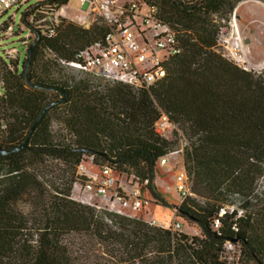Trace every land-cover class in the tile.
I'll return each mask as SVG.
<instances>
[{"label":"trees","instance_id":"obj_1","mask_svg":"<svg viewBox=\"0 0 264 264\" xmlns=\"http://www.w3.org/2000/svg\"><path fill=\"white\" fill-rule=\"evenodd\" d=\"M68 1L44 2L27 20L37 9L55 13ZM142 1L159 8L183 47L150 88L95 83L88 74L76 79L64 72L59 60H74L80 50L102 41L108 24L86 29L61 19L55 35L41 34L27 77V53L23 66L13 62V70L1 59L4 148L23 143L44 107L61 97L49 87L64 90L66 100L45 112L28 146L0 153V264H225L220 258L228 239L242 242L247 261L264 264V194L257 193L264 176V69H245L218 51L221 21L229 20L241 0ZM160 109L189 141L184 164L192 191L205 202L188 197L180 212L198 226L200 236L97 213L69 198L78 162L95 154L97 161L149 177L153 196L167 205L155 185L156 168L177 139L156 130ZM53 112L61 124L58 139L50 129ZM231 195L243 198L246 211L238 218V232L232 229L234 212L221 219L218 233L213 219L233 202ZM75 235L93 236L106 255L90 261L81 247L84 253L75 255L70 242Z\"/></svg>","mask_w":264,"mask_h":264},{"label":"built area","instance_id":"obj_2","mask_svg":"<svg viewBox=\"0 0 264 264\" xmlns=\"http://www.w3.org/2000/svg\"><path fill=\"white\" fill-rule=\"evenodd\" d=\"M26 1L0 0V18L8 10ZM39 1L45 0H37ZM81 1L84 6L96 7L110 30L102 41L80 50L74 60H59L61 66L65 68L64 72L69 75L75 74L76 79L81 78L82 74L101 75L104 77L102 83L120 82L134 89L150 88L166 75V63L171 57L180 54L183 50L177 31L160 17L159 8L156 5H149L142 0H126L124 3L118 0ZM40 13H47V11L37 9L30 18L31 24L41 34L55 35L58 19L52 18L57 13H51L52 21L49 23H43L42 20L46 18L38 19ZM5 24H7L6 30H2ZM14 29L11 17L0 25V33L13 35ZM34 38L35 34L31 30L23 37L22 43L26 47V53ZM48 55L52 56V53L49 52ZM1 59L5 60L12 70L15 68L13 62H16L17 67L23 66L21 53L16 49L4 50V54L0 55V95L4 91ZM54 75L57 76V74ZM155 128L169 137L167 132H172L176 125L171 121L169 114L160 109ZM187 144L188 140L185 138L183 147ZM182 150L174 149L162 156L158 160V167L169 166L171 158L176 159ZM174 183L182 199L192 195L193 182L184 163L175 172ZM150 185L149 177H143L133 171L121 170L110 160L99 163L95 154H84L76 166L69 198L93 208L97 213L105 212L141 219L150 225L166 229L173 227L179 233L182 230L180 221L174 220L170 225H159L155 219L145 217V208L150 202L146 195H151L156 200ZM245 211L239 201L222 206L213 219L212 228L219 233L221 219L228 213L237 212L233 217L232 229L238 232V218L243 216ZM224 245L228 253V261L225 264H239L243 256L242 242L238 239H228Z\"/></svg>","mask_w":264,"mask_h":264},{"label":"rangeland","instance_id":"obj_3","mask_svg":"<svg viewBox=\"0 0 264 264\" xmlns=\"http://www.w3.org/2000/svg\"><path fill=\"white\" fill-rule=\"evenodd\" d=\"M126 0H118V2H125ZM37 0H27L19 6H15L8 10L7 13L0 18V25L11 17L15 31L14 35L2 32L0 33V55L4 54V50L16 49L21 53V62L24 61L26 55V47L22 43L23 37L30 32L25 24L21 21L22 14L30 6L34 5ZM47 9V8H44ZM56 13L52 19H61L75 23L76 25L89 29L95 25L107 24L102 15L98 13L96 7L84 6L81 0H69L64 6V12H61V7L56 9ZM50 13L40 14L38 19L46 18L43 21L51 22ZM83 17V18H81ZM219 22L220 17L215 16ZM28 21L31 23L30 18ZM10 24V23H9ZM220 33L218 37V51L221 52L227 59L233 63L245 68L261 71L264 69V0H241L237 3L233 13L230 15L229 20H222ZM7 26V25H6ZM6 26L2 30H6ZM73 74V73H72ZM75 75V74H73ZM93 79L94 82H104V77L101 75H86ZM52 120L50 129L59 138L61 124L57 118V113H52ZM169 137L177 139L175 150L183 149L177 158H171L169 166L157 167L155 185L157 190L163 195L167 205L156 201L151 195H146L150 202L146 205L145 217L155 219L159 225H170L172 221H180L182 223V230L179 233H186L190 236H200L201 230L198 226L186 220L181 216L180 206L186 199H182L180 194L175 188L174 174L182 163H185V154L188 144L183 147L185 143V136L182 131L174 128L172 132H167ZM98 162H106L104 159H98ZM63 167H66L64 165ZM173 167V168H172ZM172 168V169H171ZM157 180V181H156ZM263 192L264 194V176H262L257 185V193ZM195 198L198 202H205L200 196L192 191L189 196ZM262 197V193L260 195ZM188 199V198H187ZM230 200L234 202L242 201L243 198L238 195H231ZM230 204V203H228ZM173 232H177L171 227ZM72 243V252L83 254L86 252L90 261L97 255H106L104 247L100 242L90 235H75L70 239ZM84 248V252L78 248ZM224 252L221 253L220 258L224 263L227 260L228 253H226L225 245L223 246ZM81 257V256H80ZM89 262V261H88ZM239 264H255L252 261L242 256Z\"/></svg>","mask_w":264,"mask_h":264},{"label":"water","instance_id":"obj_4","mask_svg":"<svg viewBox=\"0 0 264 264\" xmlns=\"http://www.w3.org/2000/svg\"><path fill=\"white\" fill-rule=\"evenodd\" d=\"M52 0H46L44 1L45 3H50ZM44 2H36L34 5L30 6L26 11H24V13L22 14V18H23V21L25 23V25L27 26V28L31 31L34 32L35 34V38L33 39V41L31 42L28 50H27V58H26V64H25V69H24V75L25 77L28 76V72H29V69H30V64H31V58H32V53H33V49L36 45V43L38 42V40L40 39L41 37V32L36 29L28 20H27V16L35 9L37 8L39 5L43 4ZM27 81L34 85V86H39V87H43V88H47L46 86L44 85H36V84H33L28 78H27ZM53 90H57V91H61L62 95L60 98L52 101L51 103H49L48 105H46L44 107V109L40 112V114L38 115V117L36 118V120L34 121L26 139L23 141V143H21L19 146L17 147H14V148H4L3 146H1L0 144V153L3 154V155H7V154H12L14 152H17V151H21L22 149H24L26 146H28L29 144V141H30V138H31V135L34 131V129L36 128L38 122L40 121V119L43 117V115L45 114V112L47 110H49L50 108H52L54 105L60 103V102H63L66 100V92L64 90H62L61 88L59 87H49Z\"/></svg>","mask_w":264,"mask_h":264},{"label":"bare ground","instance_id":"obj_5","mask_svg":"<svg viewBox=\"0 0 264 264\" xmlns=\"http://www.w3.org/2000/svg\"><path fill=\"white\" fill-rule=\"evenodd\" d=\"M61 12H64V6L61 8Z\"/></svg>","mask_w":264,"mask_h":264},{"label":"flooded vegetation","instance_id":"obj_6","mask_svg":"<svg viewBox=\"0 0 264 264\" xmlns=\"http://www.w3.org/2000/svg\"><path fill=\"white\" fill-rule=\"evenodd\" d=\"M35 9H36V8H35ZM35 9H34V10H35ZM34 10H33V11H34Z\"/></svg>","mask_w":264,"mask_h":264},{"label":"crops","instance_id":"obj_7","mask_svg":"<svg viewBox=\"0 0 264 264\" xmlns=\"http://www.w3.org/2000/svg\"><path fill=\"white\" fill-rule=\"evenodd\" d=\"M157 181V180H156Z\"/></svg>","mask_w":264,"mask_h":264}]
</instances>
